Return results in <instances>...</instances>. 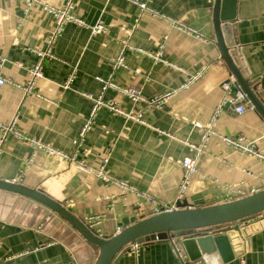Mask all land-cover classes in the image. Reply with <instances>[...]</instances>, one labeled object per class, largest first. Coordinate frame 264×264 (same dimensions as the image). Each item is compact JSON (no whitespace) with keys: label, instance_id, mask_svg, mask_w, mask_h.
I'll return each instance as SVG.
<instances>
[{"label":"crops","instance_id":"1","mask_svg":"<svg viewBox=\"0 0 264 264\" xmlns=\"http://www.w3.org/2000/svg\"><path fill=\"white\" fill-rule=\"evenodd\" d=\"M42 1L61 7L66 0ZM137 1L156 13L142 11L131 0H74L75 13L86 25L101 19L107 30L92 35L88 26L66 22L53 43V57L43 60V75L32 92L0 84V121L16 118V130L24 137L73 157L65 160L38 151L24 171L23 161L33 148L26 139L9 135L0 147V180L39 189L81 220L98 216L95 229L105 237L120 231L127 217L139 220L152 214V205L136 193H147L167 206L176 202L184 171L181 161L191 155L186 142L199 143L211 121L214 134L184 198L207 205L223 203L225 184L242 190L244 196L264 188V119L248 102L241 104L246 107L243 113L235 111L237 102L231 103L238 90L217 45L214 0ZM236 4L229 37L240 48L251 85L264 104V0ZM170 21L191 26L203 39L177 30ZM53 28L52 15L39 6L25 10L24 0H0V74L23 85L38 58L34 48L45 49ZM164 35L166 63L155 62L144 52L155 51ZM120 53L124 65L115 67ZM70 74L73 79L63 89ZM195 74L198 78L187 83ZM106 82L140 88L145 99L170 90L174 94L163 106L146 109V124L100 107L90 129L75 144L93 105L86 94L113 100L125 110L144 108V102L132 103L113 87L103 89ZM223 83L229 89H223ZM240 135L261 156L239 152L223 140ZM104 157L106 171L125 180L133 191L85 172L76 163L99 167ZM242 221L207 229L215 236L225 228L240 234L235 256L222 264H264V215L244 220V234L238 228ZM202 231L197 229L194 235ZM141 243L137 258L125 251L110 264H182L167 240ZM96 256L97 248L62 215L38 200L0 189V264H93ZM195 261L187 255L185 263Z\"/></svg>","mask_w":264,"mask_h":264},{"label":"water","instance_id":"2","mask_svg":"<svg viewBox=\"0 0 264 264\" xmlns=\"http://www.w3.org/2000/svg\"><path fill=\"white\" fill-rule=\"evenodd\" d=\"M213 5L215 37L220 56L232 74L234 85L242 93L236 106L248 102L264 119V104L251 85L240 48L235 47L236 42L229 37L235 27L233 21L236 16V0H214ZM0 189L38 200L51 211L62 215L82 233L88 243L99 248L93 264H110L116 261L123 255L125 246L130 242L140 243L155 240L157 237L165 239L169 235L182 237L181 244L190 261L202 259L205 264H222L235 256L234 249L241 243L240 234L225 228L221 230L220 236H215L207 231L208 227L237 222L264 210V188L223 203L205 205L203 201L195 199L189 203L187 198H184L176 202V208L172 211L156 213L139 220L127 217L123 220L125 226L120 231L105 237L99 236L94 229L84 224L83 220L70 213L63 204L45 196L39 189L30 190L22 187L19 182L2 179ZM238 228L240 233L244 234V225ZM197 229L204 231L194 235Z\"/></svg>","mask_w":264,"mask_h":264},{"label":"built area","instance_id":"3","mask_svg":"<svg viewBox=\"0 0 264 264\" xmlns=\"http://www.w3.org/2000/svg\"><path fill=\"white\" fill-rule=\"evenodd\" d=\"M131 2L136 3L141 8L142 11H147L150 14L156 13V11L152 7H149L146 2H138L137 0H131ZM24 5H25V10L29 9L33 5H36V6H39L42 10L46 11L47 13H50L53 18L54 28L48 33V36L46 38L45 49L34 48V51L36 52L38 58L35 61V63L32 64V66L28 69V77H27L28 80L23 85H20L18 83L15 84L11 79L4 77L0 74V84L8 83L12 86H17L21 88L25 93L26 92L30 93L33 91L36 80L42 77L43 75L42 74L43 60L45 58L49 59L53 57L52 55L53 43L56 40V38L64 30V27H65L64 25L66 22H74L78 24L79 26H88L90 28V32L92 35H97V34L105 32L107 30V26L103 23L101 19H99L93 25H90V26L86 25L85 22L81 20L75 13L74 0H66L65 4L61 7H55L49 3L48 4L45 3L42 0H24ZM170 23L174 28H176L177 30L185 34L187 33V34L193 35L194 37L198 39H203V36L201 33L197 32L195 29H193L191 26L187 24L176 22V21H170ZM166 38L167 36L164 35L163 42L158 46V48L155 51L144 52V53L149 58L153 59V61L155 62L166 63L162 58L163 51L165 48ZM2 60L3 59L0 58V67L3 63ZM123 65H124L123 54L120 53L114 62V66L118 67V66H123ZM198 76H199L198 74H195L194 76L190 77L187 83H191L194 79L198 78ZM72 77H73L72 74H70L67 77V81L62 85L63 89H67L69 87V84L73 79ZM187 83L184 84L183 86H186ZM107 87H113L118 92L120 91L121 93L127 95L132 101V103L141 102V101L144 102V108L138 109L136 112H134L133 110H125L123 107H121L117 102L113 100H104L103 97L101 96L93 97L90 94H86L93 101V105L90 109L91 112H90L89 118L87 119L85 124L82 126L79 137L74 142L75 144L77 143L78 140H81L85 136L86 132L90 129L91 124L93 123L94 118L96 116L97 110L100 107L105 106L110 111H112L114 114L121 115L125 119H130L136 122L138 121L142 124H146V120L144 117V113L146 109L163 106L166 103V101L169 100L170 97L174 94L173 92L174 90H170V91H166L165 93L153 95V97L150 99H145L143 97V94L141 93V89L137 87L136 88L131 87V86H126V87L118 86L117 87L115 84H112L111 82H106L103 85V89ZM222 88L229 89V84L223 83ZM237 96L238 97L236 99L231 100V103H235L239 101V99L242 97V93L240 90L237 91ZM245 110H246V107H244V105L239 104L235 106V111L237 113H243ZM15 124H16V118H13L9 123H3L0 121V131H1L0 147H1V144L7 139L9 135L14 136L15 138L18 137L21 139H26L31 145V147L33 148V151H32L31 156L23 161L24 171L30 167L34 159V156L38 151H44L45 153L49 155H52V154L58 155L65 160L73 159L72 156L67 155L66 153L54 147H50L44 144L39 139H36V138L28 139L24 137L20 133V131L16 130ZM209 125L210 126L205 127L204 131L202 132L199 143L196 144V143L186 142L191 151V155L183 158L181 161V166L183 167L184 171H183V176H182L183 179L180 182L179 187H178V193H177L178 196H177L176 202L184 199L186 188L190 182L191 175L198 171L199 157L202 154H204L206 151V145H207V140L209 136L211 134H214L213 121H211ZM197 126H200V125L197 124ZM223 140L227 144L232 145L233 148L239 152L241 151L249 156H257V157L261 156V154L258 151H256V149L252 145L247 144L245 143V141H243L244 138L242 135L236 136V137L224 136ZM0 153H1V148H0ZM106 161H107V157H104L102 160L103 163L99 167H94L88 163H85L84 161H78L76 163H77L78 168L85 172H89L93 174L94 176L102 180H105L106 182L114 183L120 188H122L124 191H133L134 190L133 187L129 185L125 180L117 179L106 171L105 169V165L107 163ZM224 190H225L224 192L226 193V195L224 197L223 202L234 200V198L236 197L241 198L245 194L242 190L238 189L237 187L226 185V184L224 185ZM136 194L137 196L144 198L146 201H148L152 205L151 210H150V212L152 213L151 215H156V213H161V212H166V211H172L174 208H176V202H174L173 205L171 206H167V205H163L159 200H157V198L155 199L153 196L147 193L139 192ZM262 215H264V210L252 217H247V218L242 219L243 221L240 220L242 221L240 225L242 226V224L244 223V220H247V221L253 220ZM83 222L89 228L94 229L98 233V235L101 236L99 234V231L95 229V226L100 223V219L98 216H90L86 220H83ZM157 239H160V238L157 237L155 240ZM165 240H167L170 243V245L173 247L174 255L178 258V260L182 264H187L185 263L187 259V253L184 247L181 245L180 237L176 235H169L168 237L165 238ZM141 244H142L141 242L140 243L130 242L125 246L126 247L125 251L128 254L137 258L140 253ZM194 263L196 264L200 262L195 261Z\"/></svg>","mask_w":264,"mask_h":264},{"label":"trees","instance_id":"4","mask_svg":"<svg viewBox=\"0 0 264 264\" xmlns=\"http://www.w3.org/2000/svg\"><path fill=\"white\" fill-rule=\"evenodd\" d=\"M92 244V243H91ZM95 248H97V246H95L94 244H92ZM98 252H99V248H97V255H98Z\"/></svg>","mask_w":264,"mask_h":264},{"label":"rangeland","instance_id":"5","mask_svg":"<svg viewBox=\"0 0 264 264\" xmlns=\"http://www.w3.org/2000/svg\"><path fill=\"white\" fill-rule=\"evenodd\" d=\"M161 234H163V235H164V233H162V232H161Z\"/></svg>","mask_w":264,"mask_h":264}]
</instances>
